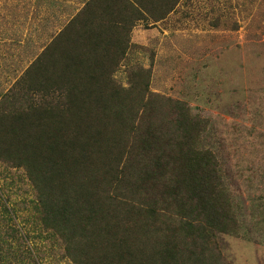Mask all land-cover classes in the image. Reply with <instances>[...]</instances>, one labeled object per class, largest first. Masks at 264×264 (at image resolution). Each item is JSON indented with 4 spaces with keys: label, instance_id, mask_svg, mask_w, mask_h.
<instances>
[{
    "label": "trees",
    "instance_id": "trees-1",
    "mask_svg": "<svg viewBox=\"0 0 264 264\" xmlns=\"http://www.w3.org/2000/svg\"><path fill=\"white\" fill-rule=\"evenodd\" d=\"M180 1L111 0L98 23L72 19L0 99V175L38 229L24 234L4 201L0 264H231L218 238L240 237L244 210L229 138L205 110L152 92V67L128 69V87L115 78L132 28ZM248 210L264 218V200Z\"/></svg>",
    "mask_w": 264,
    "mask_h": 264
},
{
    "label": "rangeland",
    "instance_id": "rangeland-1",
    "mask_svg": "<svg viewBox=\"0 0 264 264\" xmlns=\"http://www.w3.org/2000/svg\"><path fill=\"white\" fill-rule=\"evenodd\" d=\"M49 1L54 0H0V99L49 43L41 47L37 34L25 31L38 15L34 11ZM164 22L136 30L135 49L115 78L128 87V69L152 67V92L215 119L217 135L229 138L225 148L232 151L233 184L244 210L240 237L220 236L218 250L231 264H264V218L248 214L257 197L264 200V180L256 174L264 176V148L247 139L251 131L256 137L264 133V0H183ZM4 32L8 43L2 42ZM228 98L236 105L227 104ZM17 190L12 174L0 175V208L5 211V201L24 234L34 237L37 217Z\"/></svg>",
    "mask_w": 264,
    "mask_h": 264
},
{
    "label": "crops",
    "instance_id": "crops-1",
    "mask_svg": "<svg viewBox=\"0 0 264 264\" xmlns=\"http://www.w3.org/2000/svg\"><path fill=\"white\" fill-rule=\"evenodd\" d=\"M99 2V3H98ZM183 2V0L180 1V3L178 4L176 10L170 14L169 17H171L175 12H177L179 6L181 5V3ZM111 4V0H82V3H78V2H67V1H63V0H54V1H49V3L45 4V3H41V7L38 11H34V14H37V17L34 18V23L29 24V26H27V28L25 29V31H34V34H37L38 37V41L40 43V46L42 47L44 43L49 42L48 44L45 45V47L43 46V48L41 49V52L37 55L40 56L44 50H46V48L49 46V44L54 40V38L63 30L67 27V25L72 21V19L74 18H78V22L81 18H83V21H87L86 24H91L93 21L94 22H99V16L101 15V11L99 10L100 6L105 5V4ZM118 8H120L119 6L114 8L108 16H106V14H104V16L106 17H111L110 15L113 13L118 12ZM123 8V7H122ZM120 8V10L122 9ZM86 10H88V14L86 15ZM107 18V19H108ZM168 19V18H167ZM166 19V20H167ZM165 20V21H166ZM105 24L107 23V21L104 22ZM165 23L163 22H159L156 24L150 23L149 25H147L145 22L141 21L139 23H137V26H135L134 28H132L131 31V49H135L134 48V44H133V37L134 34L136 32V30L143 26L144 28H151L155 25H159V24H163ZM23 25H25V22L22 23ZM54 35V36H53ZM2 42H6L8 43L9 40L7 39L6 36V32H4L2 34ZM82 40V39H80ZM37 44L35 43V39H34V47ZM132 53V51H129L128 53V57L130 58V54ZM32 64H30L31 66ZM28 66V68L30 67ZM26 68L25 71L28 69Z\"/></svg>",
    "mask_w": 264,
    "mask_h": 264
}]
</instances>
